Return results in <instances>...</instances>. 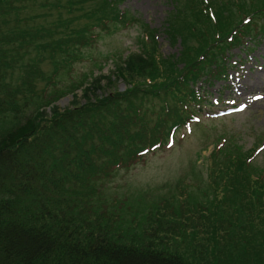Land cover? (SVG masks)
Returning a JSON list of instances; mask_svg holds the SVG:
<instances>
[{
	"label": "trees",
	"instance_id": "16d2710c",
	"mask_svg": "<svg viewBox=\"0 0 264 264\" xmlns=\"http://www.w3.org/2000/svg\"><path fill=\"white\" fill-rule=\"evenodd\" d=\"M186 2L163 29L179 55L164 56L144 24L139 52L80 81L76 65L96 59L98 40L141 20L121 0H0V264H264L253 150L216 144L206 186L111 193L200 122V88L229 80L228 53L264 40V0Z\"/></svg>",
	"mask_w": 264,
	"mask_h": 264
},
{
	"label": "rangeland",
	"instance_id": "374dc122",
	"mask_svg": "<svg viewBox=\"0 0 264 264\" xmlns=\"http://www.w3.org/2000/svg\"><path fill=\"white\" fill-rule=\"evenodd\" d=\"M185 4L186 0L178 3L172 0H121L119 8L139 18L141 24H130L128 28L103 36L89 51L96 59L76 65L73 75L81 81L85 74L97 76L113 71L116 60L122 62L129 53L141 50L144 24L159 30L158 40L164 56L179 55L180 43H173L163 29L169 13L180 12ZM245 41L244 45L228 53L229 63L233 65L229 71L232 79L200 88L206 90L208 98V106L197 114L201 121L194 124L191 131L179 130L172 146L152 153L144 164L120 173L111 184L112 194L134 196L143 192L145 196L162 197L170 189L174 190L179 181L185 186L197 182L206 186L209 156L216 144L228 155L227 151L250 154L253 150L251 163L264 168V40L261 43L249 38ZM49 67L48 63L44 65L46 70ZM87 86L89 84L85 82L77 90L79 98L83 97ZM73 97L68 94L57 105L66 108ZM257 148H260L259 152H256Z\"/></svg>",
	"mask_w": 264,
	"mask_h": 264
}]
</instances>
